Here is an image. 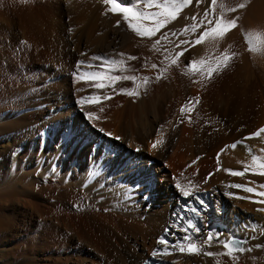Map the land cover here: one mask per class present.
Masks as SVG:
<instances>
[{"label":"bare ground","instance_id":"6f19581e","mask_svg":"<svg viewBox=\"0 0 264 264\" xmlns=\"http://www.w3.org/2000/svg\"><path fill=\"white\" fill-rule=\"evenodd\" d=\"M22 1L25 7L16 11L13 6L5 10L10 0H0V23L13 26L12 15H16L20 27L18 33H12L11 43L4 44L1 39L0 59L8 58L16 88L29 91L30 97L38 100L35 106L41 104L39 100L45 95L48 103L57 104L54 116L64 121L67 137L58 149L52 150V144L48 145L42 154L34 152L30 161L27 159L29 162L18 161L22 166L15 165L0 178V233L7 230L2 221L8 216L3 209L16 201L44 217L50 227L60 226L61 222L60 256L64 264H264V247H255L264 245V203L258 207L254 203L253 207L244 205L242 200L250 192L243 187H230L240 184L253 187L256 192L264 186V175L254 174L252 160L253 156L259 157L255 166L258 171L259 163H264V133L245 139L264 128V63L259 66L254 57L246 54L247 49L257 46L256 38L261 35L254 37V27L250 30L243 20L251 10V2L215 0L213 4L212 0H193L161 30L171 34L162 39L160 33L152 38L137 36L123 21L122 14L109 11L111 4L104 0L62 1L68 23L53 16L44 3L34 8L33 1ZM132 2L134 10L163 11L155 6L145 7L143 0ZM240 4L245 6L240 8ZM233 8L235 11H229ZM206 11L208 19H235V27L215 42L205 38L195 46L180 45L181 40H194L205 30L200 21L207 23ZM144 23L151 26L152 21ZM193 24L197 25L195 30L191 28ZM180 27L184 28L183 35L173 36ZM156 40L160 43L154 48ZM181 51L184 54L177 57ZM225 53L230 57L227 66L219 61ZM94 55L102 59L93 61ZM130 56L137 59L129 60ZM25 57L43 58L46 67L51 64L55 71H36L30 66L37 63ZM172 59H177V64L173 65ZM191 61L202 72L193 75ZM152 64L157 67L152 68ZM0 68L5 69L6 65L0 63ZM209 68L215 69L211 77L207 75ZM228 70L227 86L224 73ZM97 72L106 78L121 76L114 85L116 91L113 87L96 89L94 84L100 81L83 75ZM124 76L136 79L124 80ZM144 77L148 78L147 84ZM41 78L44 81L37 83ZM120 89L139 94L129 96ZM97 95L100 102L89 103L88 98ZM105 96L111 99H104ZM193 98L199 100L194 107L190 103ZM182 107L190 111L181 113ZM88 112L94 116L89 118ZM1 125V131L9 133L19 127L14 123ZM101 128L111 136L100 134ZM75 133L82 142L74 145ZM117 136L119 140L114 139ZM158 139L162 143L153 149L152 144ZM233 144L235 148L229 147ZM49 150L54 167L41 168ZM108 158L110 163L123 158L119 175L111 172ZM245 167L249 170L243 176L226 171H244ZM176 183L196 191L209 206L203 218L193 214L200 230L193 237L198 252L189 253L184 245V251L179 248L153 257L161 232L175 236L178 228L168 229V221L187 203L175 188ZM137 184L141 195L127 199ZM152 185L159 188L161 197L150 193ZM144 195L147 200L142 198ZM209 232L219 234L220 240L238 235L248 241L245 249L254 250L228 254L216 240L211 246L203 243ZM51 234L47 233L46 238L53 243L56 239ZM25 243L18 242L15 248ZM206 252L221 254L208 256Z\"/></svg>","mask_w":264,"mask_h":264},{"label":"rangeland","instance_id":"374dc122","mask_svg":"<svg viewBox=\"0 0 264 264\" xmlns=\"http://www.w3.org/2000/svg\"><path fill=\"white\" fill-rule=\"evenodd\" d=\"M10 1L11 2L8 5L9 8L6 5L5 10L10 9V7L12 6H13L12 8L13 9L15 8L16 11L20 9L21 7H25V4L21 3L22 0H18V1L10 0ZM27 1L28 2L35 1L34 3L33 2L31 3L34 8L38 7L40 4L43 5V3L45 7L48 5L50 9L52 10L51 11L52 14H54L53 16L57 17L58 19L62 21L64 20L65 23H68L69 19L66 15L65 9H63L65 0H23L22 2L24 3ZM117 1L122 2L123 5L125 4L126 6H129V7H131V5L135 6L132 0H117ZM249 1L251 2L250 3L251 10L248 14H246L243 20L245 21L244 23H247L246 25L248 26L250 30L252 29L251 27L258 28L259 32L257 30H254V28L253 30H251L253 35L255 33L254 37H257L260 33L262 35V33L264 32L263 30L264 28V20H263L264 19V0H249ZM35 4H37V6ZM19 5L20 7H18ZM110 7L111 6L109 5V8ZM12 22H13V26L6 24V22L4 21L0 23V41L4 40L3 41L4 44H6V42L11 43V41L14 39V35H12V33H18L20 30V27L17 26L18 19L16 15H12ZM182 27H184V25ZM182 27L178 29L179 33L178 32L176 33L178 36L183 35L184 28ZM253 31H257V33ZM70 33H71V28H69L68 30L69 35ZM169 34L170 33H168V37L171 36V34L170 36ZM261 35L258 37H261ZM161 38L164 39L163 37ZM256 40L258 39L256 38ZM258 44H259V41L257 45ZM256 47L257 46H255L254 48ZM249 49H247L246 54H248L250 58L254 57L255 62L259 66H261L264 63V50H257V51L250 50L249 51ZM259 51L261 53H259ZM251 52H253V56H250L249 53ZM259 55H261L263 58L261 59V56ZM5 59L7 60L8 58L3 57V59H0V63H2L3 66L6 65L5 69L0 68V108H1L0 110V119H1L0 120V178L2 177L1 179L5 177L3 174H5V172L8 169L15 167V165L17 167L22 166L20 164L22 160L23 161L25 160L26 162L28 160L30 161L31 159L30 157L31 155H34V152L40 155L45 151L44 149H47L46 146L48 147V145H51V144L54 148L51 147L50 149L52 150L58 149L67 137V129H66V125L64 121L59 118L57 119V117L54 116V114L58 110L57 104L52 105L51 102H49L51 104L49 105L47 101L48 99L45 95V97L42 96V98L39 100L41 104L38 107L35 106L38 100L32 99L29 95V91L27 90L22 91L16 88L17 82H15L16 80L15 78H13V71L10 70V67H9L10 63L8 60L4 61ZM25 59L27 58L25 57ZM41 59L43 58L36 59V57H34L31 60H28V59L27 60L30 62L37 63L36 65L30 66L31 68L35 67L36 71H44V72H54L55 71V69L53 68L54 67L53 65L50 64L49 67H46V63L41 61ZM224 76H225L224 84L228 86L230 83L229 70L224 73ZM43 81H44V78H41L40 80L37 81V83L43 82ZM36 107L39 109L40 114H38L39 112L36 113L37 112ZM3 123L4 124H13V123L19 124L18 125L19 129L18 128L14 129V131H11L10 133L3 132L1 131V128H2L1 124ZM36 127L38 128L36 129ZM43 138L45 141L41 140ZM35 142H38L37 149H34ZM48 142L50 143L46 144ZM72 142L74 145L77 142L81 143L82 142L81 136L79 137L75 133ZM49 153H51L50 150L44 154V157L46 159H45L43 166H41V168H44V167L47 168L50 166L54 167L52 166V161H51L52 155H50ZM18 161H20V163H18ZM110 161L111 159L108 158L107 164L109 165L111 172L119 175V172L121 171L124 165L122 163L123 158L121 159V161H117L114 163L113 162L110 163ZM32 164L33 163H30L31 167H32ZM259 189L262 192H264L263 187H259ZM260 190L245 194L246 199L243 197L244 199L242 200L246 202L244 203V205L249 204V206H252L251 203H254L253 204L254 206L256 205L257 207L258 205L261 206L260 204L262 203H260L259 201H264V200H263V197H260L257 194L261 192ZM149 191L152 195L156 197L162 196L161 191L156 185H152ZM254 193H256L257 195L256 194L255 195L257 196V198L260 197L261 200L260 199L258 200L256 197H254L255 196ZM166 195L168 194L166 193ZM57 207L59 209V207H61L60 204H58ZM3 210H4L3 213L6 214L8 218H5V220L2 221L3 224L6 225L7 230H6V233H4L3 235L0 233V255L3 252L1 256L2 257L4 256L3 258H1L0 256V264H64L60 256L61 251H62L61 249H63V242H62L63 236H61L62 227H61V222L59 220L58 221L60 223V226H57V225L55 226L53 224V226L50 227L47 224L46 219H43L44 217L41 216L40 218L39 215L37 216L36 214H34L37 212H35L34 210L30 209L27 206L23 207L22 204L16 201H12L11 204L6 206V208H4ZM60 210L61 209H59L58 216L59 215L61 216ZM179 214L177 215L176 213L177 216L171 217L167 225L168 229L169 228L172 229L173 227L178 228V231L175 233V236L168 235V233L166 234V232L164 231L160 233L159 237H164L169 242L176 243L177 241H180L181 238L187 234L185 231H183V227L188 220H192L195 224L197 223L196 217L193 216L192 212L190 211L184 212L182 209L180 210ZM181 217H183V219H181ZM51 231H54L55 234H51L52 233ZM182 231L184 232V234ZM47 233L49 235L50 234L52 235L53 237L52 239H56L53 243L48 242V239L46 238ZM44 239H46L47 241H44ZM229 239L241 240L242 247L244 248H245V245L247 246L248 244V241L246 239L241 238L238 235L231 236ZM27 240H29V242H27ZM24 241H26V243L22 244L20 248H15L18 242H24ZM185 243L183 244V246L187 245V243L186 244ZM164 247L165 245L157 244L155 246V250L163 249ZM2 249H5V250H2ZM177 249H179V247H176L175 249H170V252L172 251L174 252ZM237 253H242V252H237ZM5 257H7V259L9 258L8 260L10 262L9 261L7 262V259Z\"/></svg>","mask_w":264,"mask_h":264},{"label":"snow or ice","instance_id":"6c2138e0","mask_svg":"<svg viewBox=\"0 0 264 264\" xmlns=\"http://www.w3.org/2000/svg\"><path fill=\"white\" fill-rule=\"evenodd\" d=\"M145 7L151 8L155 6L156 8L163 9V11H156V12H145L141 10H134L132 7L123 5L122 2H117V0H104L105 4H111V7L109 8V11L116 14L117 12L119 14H122L123 21L127 23V26L129 29H131L137 36L142 38H152L157 35V33H160L161 37L164 39H168V33L162 32L161 30L167 27V24L170 20H175L177 18V14L185 7L189 6L193 3V0H180L178 3L177 0H163V3H156V0H143ZM199 0H197V3ZM213 4H215V0H212ZM245 5L240 4L239 7L243 8ZM229 11H235V9H229ZM205 19L207 23H205L204 20L200 21V25L204 27V31L200 33V35L195 38L194 40L188 41V40H181L179 42L180 45H191L195 46L198 44H201L205 38H208L209 40L215 42L218 40L219 37H222L229 31L231 28L235 27L236 20H227L224 21L223 19H208V12L206 11ZM151 20V26H146L144 23L146 20ZM192 19L195 21L196 17L193 16ZM121 23V20H117L116 24L119 26ZM197 27L196 24H193L191 28L195 30ZM187 31V28L185 29ZM173 36L177 35L176 33H172ZM259 44L256 48L250 49V50H264V37H258ZM160 43V40H156V42L153 44V47L155 48L157 44ZM171 43V41H169ZM179 47V45H177ZM184 51H187V48L184 49ZM184 51L178 52L176 55L177 57L182 56L184 54ZM123 55V54H121ZM91 59L93 61L101 60V56H92ZM129 60H135L137 57L130 56L128 57ZM230 59V57L225 53L223 56L219 58V61H222L224 66H227V61ZM83 64V62H80ZM113 64L116 63H123V61H112ZM171 63L173 65L177 64V59H172ZM203 64L204 62L201 61ZM156 64H152V68H156ZM217 67H219V62L217 63ZM190 69L193 75L197 74L198 72H202V69L198 68L197 63L195 61L190 62ZM215 69L209 68L207 71V75L211 77L212 72ZM86 78L100 81L98 83L94 84V87L96 89H105L106 87H113V91H116L114 88V85L116 82L121 80V76L115 75V76H108L107 78L102 73H84L83 74ZM105 79H107L108 83H105ZM124 80H135L136 77L134 76H124ZM157 79H159V76H157ZM144 84L148 83V78H143ZM120 92H123L129 96L138 95L139 93L137 91H130L127 89H120ZM104 99H111L110 96H105ZM101 100L100 96H91L88 98L89 103H99ZM190 103L193 104V107L196 103H199L198 98H193ZM186 111H190L187 107L181 108V113H184ZM87 116L89 118H92L94 116V113L88 112ZM99 133L105 136H111V133H105L104 130L98 129ZM261 133H264V128L259 129L257 132L251 134V136L246 137L245 139H251L253 136L259 137ZM114 139L119 140L120 137H114ZM162 143L161 140H156L152 144V148L156 149L158 145ZM241 143V142H238ZM229 147L235 148L236 144L230 145ZM92 151H96L95 145L92 147ZM139 151V149H137ZM264 151V150H262ZM253 169L254 174L264 175V163H259L258 168L259 170H255L256 162L259 160V157L253 156ZM195 163V161H194ZM219 170V169H218ZM248 167H245L244 171H233V170H226L229 171L231 175L233 176H243L248 171ZM54 171V169H53ZM206 182V181H205ZM230 187L235 188H244L247 192H254L255 190L252 187H244L240 184L231 185ZM264 187V186H262ZM140 185L134 186V191L132 195L128 196L127 199L132 200L133 196H139L141 193L139 192ZM175 188L178 190L182 200L187 201V203L184 205V212L190 211L195 216L203 218L204 214L209 210V206L207 202L194 190H186L184 187L180 185V183L175 184ZM259 196L264 197V192L257 193ZM143 199L147 200V196L144 195L142 197ZM191 198V199H190ZM103 199V197H101ZM260 203H264V201H259ZM175 215V213H174ZM183 219V217H181ZM191 230V231H189ZM183 231H185L187 234L181 238L180 241H177L176 243H171L168 240H166L164 237L158 238V244L165 245L163 249H156L152 252V256L155 257L158 254H169L170 249H175L176 247L180 248V251H184L183 244L187 243V251L189 253L198 252L197 248V241L193 239L194 236L199 234V228L196 226V224L192 220H188L186 224L183 227ZM264 232V230H261ZM256 238V237H253ZM213 240H216L217 243L221 244L224 249L227 250L228 254H232L235 252H243V251H252L253 248L245 249L241 246V241L236 239H228V240H220L219 234H214L212 232H209L206 234L203 243L207 244L208 246H211V243ZM255 247H264V245H255ZM208 256H214V255H220L221 253H213V252H206L205 253ZM236 257L233 256V259Z\"/></svg>","mask_w":264,"mask_h":264}]
</instances>
